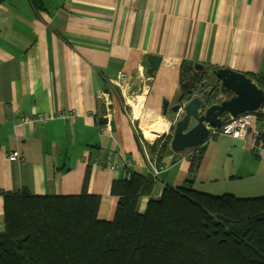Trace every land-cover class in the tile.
<instances>
[{
  "label": "crops",
  "instance_id": "obj_1",
  "mask_svg": "<svg viewBox=\"0 0 264 264\" xmlns=\"http://www.w3.org/2000/svg\"><path fill=\"white\" fill-rule=\"evenodd\" d=\"M149 54L161 56L153 76L146 72ZM183 60L264 77V0H1L0 235L6 193L77 195L87 176L86 191L102 197L99 218L113 220L119 196L112 184L125 177L124 168L95 162L107 155L119 164L130 159L128 169L139 173H149L148 158H157L161 173L153 176L151 195L140 199L141 213L166 186L264 195V150L255 148L264 120L235 136L211 135L193 149L170 146L161 157L160 147L150 151L182 116L171 107L182 100ZM137 91L146 110L168 116L167 131L154 141L144 136L148 144L123 101ZM35 114L49 119L21 122ZM102 116L113 118L115 129L101 123ZM196 148L202 152L193 169L196 155L190 152ZM13 151L22 159L12 160ZM253 152L257 164L250 160Z\"/></svg>",
  "mask_w": 264,
  "mask_h": 264
},
{
  "label": "trees",
  "instance_id": "obj_2",
  "mask_svg": "<svg viewBox=\"0 0 264 264\" xmlns=\"http://www.w3.org/2000/svg\"><path fill=\"white\" fill-rule=\"evenodd\" d=\"M217 69H198L191 60H183L181 99L200 96L204 79L212 78L211 89L201 97L209 105L221 101ZM251 78L264 89L263 76ZM258 119L264 120V103ZM138 132L148 144L142 130ZM171 139L172 134L158 137L150 151L160 147L161 157ZM201 152L193 156L191 168L197 166ZM87 183L88 176L84 191L77 195L6 193L0 264H264V195L238 198L190 185L166 186L141 213L140 199L151 195L156 179L131 171L129 178L112 184L119 201L109 221L99 218L102 197L89 194Z\"/></svg>",
  "mask_w": 264,
  "mask_h": 264
},
{
  "label": "water",
  "instance_id": "obj_3",
  "mask_svg": "<svg viewBox=\"0 0 264 264\" xmlns=\"http://www.w3.org/2000/svg\"><path fill=\"white\" fill-rule=\"evenodd\" d=\"M161 62V56L149 54L147 56L146 72L153 76ZM202 67L201 65H196ZM216 76L221 81L223 93L233 94L231 97L207 104L201 96H195L186 100H180L171 107L175 113L182 116L176 120L170 146L176 152L183 151L203 144L210 136L209 127H217L222 124L223 115L238 116L244 112L257 111L264 103V89L259 87L251 77L243 72L231 68L222 67L216 71ZM107 93H111L109 89ZM169 102L164 101L163 113H167ZM101 123L110 124L115 129V120L109 117H101Z\"/></svg>",
  "mask_w": 264,
  "mask_h": 264
},
{
  "label": "built area",
  "instance_id": "obj_4",
  "mask_svg": "<svg viewBox=\"0 0 264 264\" xmlns=\"http://www.w3.org/2000/svg\"><path fill=\"white\" fill-rule=\"evenodd\" d=\"M119 77L125 81L126 76L125 73L120 72ZM127 82H123L122 86H125ZM210 90V85H207L205 89L203 90V93L205 94ZM135 97V96H134ZM260 110V109H259ZM257 111H248L244 112L238 116H232L228 114L226 117H222V124L217 127H209L210 128V136L216 135V134H227V135H233L235 136L239 130H247L249 129L258 119V113ZM182 111V107L180 112ZM49 118L43 114H35V115H24L21 118V122L23 123H33L34 125H38L41 122L47 121ZM255 148L258 150H264V138L263 135H258L255 138ZM193 149V147H192ZM199 152V148H196V150L190 152V155H197ZM10 158L12 160H19L22 159L20 153L18 151H13L10 153ZM157 158L155 157L152 159L151 157L148 158L149 166L148 171L153 176H157L161 173V168L157 164ZM96 163L104 164L109 167V169L114 171H119L121 168H124L123 177L129 178L131 176V170H129V166L131 165L130 159H125L122 164H119L117 161H115L112 157V155H107L102 158H96Z\"/></svg>",
  "mask_w": 264,
  "mask_h": 264
},
{
  "label": "bare ground",
  "instance_id": "obj_5",
  "mask_svg": "<svg viewBox=\"0 0 264 264\" xmlns=\"http://www.w3.org/2000/svg\"><path fill=\"white\" fill-rule=\"evenodd\" d=\"M144 94L138 95L136 98H130L128 103L133 108L134 117L141 120V128L144 136L149 141H154L157 136L164 134L168 128V120L166 117L150 109L143 110Z\"/></svg>",
  "mask_w": 264,
  "mask_h": 264
},
{
  "label": "rangeland",
  "instance_id": "obj_6",
  "mask_svg": "<svg viewBox=\"0 0 264 264\" xmlns=\"http://www.w3.org/2000/svg\"><path fill=\"white\" fill-rule=\"evenodd\" d=\"M211 81L214 83V80L212 79V78H205L204 79V84H208L209 82L211 83ZM212 84V83H211ZM125 94L126 95H128V93L127 92H125ZM138 94H139V91H137L136 92V96H138ZM125 95V96H126ZM136 98V97H135ZM124 102H125V106H126V109H127V111L132 115V116H134V114L132 113V111H133V108L131 107V105L128 103V97L126 96L125 98H124V100H123ZM143 110L145 109L144 107L142 108ZM146 110V109H145ZM137 120H136V122L139 124V126H140V128H141V120L139 119V118H136ZM142 129V128H141ZM173 130H174V128H173ZM173 130H172V132H173ZM171 132V133H172ZM158 137V136H157ZM251 158L252 159H250L252 162H254L255 164H257V162L258 161H254L255 159H256V157H255V155H254V152L251 154ZM201 191V190H200ZM203 191V190H202ZM204 192H207V191H204ZM208 193H211V192H208ZM233 192H231V193H228V194H232ZM212 194V193H211ZM226 194V193H225ZM220 195H224V193L223 194H220ZM233 195H234V193H233ZM237 194H235V196H236ZM259 195V194H258ZM248 197V196H247ZM246 197V198H247ZM249 197H251V196H249ZM254 197V196H253ZM255 197H258L257 195L255 196ZM238 198H240V197H238ZM241 198H245V196H243V197H241Z\"/></svg>",
  "mask_w": 264,
  "mask_h": 264
}]
</instances>
